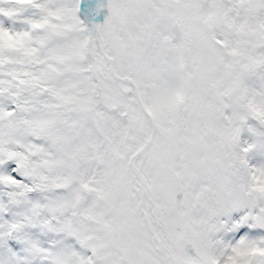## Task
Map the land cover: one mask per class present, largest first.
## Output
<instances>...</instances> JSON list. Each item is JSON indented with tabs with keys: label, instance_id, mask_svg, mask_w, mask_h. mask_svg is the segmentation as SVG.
I'll return each instance as SVG.
<instances>
[{
	"label": "snow or ice",
	"instance_id": "obj_1",
	"mask_svg": "<svg viewBox=\"0 0 264 264\" xmlns=\"http://www.w3.org/2000/svg\"><path fill=\"white\" fill-rule=\"evenodd\" d=\"M0 264H264V0H0Z\"/></svg>",
	"mask_w": 264,
	"mask_h": 264
}]
</instances>
